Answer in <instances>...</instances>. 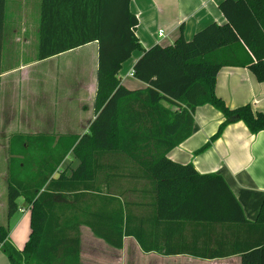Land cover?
Segmentation results:
<instances>
[{"label": "trees", "instance_id": "obj_1", "mask_svg": "<svg viewBox=\"0 0 264 264\" xmlns=\"http://www.w3.org/2000/svg\"><path fill=\"white\" fill-rule=\"evenodd\" d=\"M5 1L0 0V64ZM130 1L41 0L38 59L98 42L97 115L79 140L66 137L64 150L57 140L52 167L43 160L35 178L11 177L8 214L23 199L31 207V233L19 250L8 240L9 227L0 225V248L11 264H81L85 225L118 249L125 237H134L145 252L177 254L183 250L160 241L154 229L187 220L224 225L228 241L204 257L239 253L241 264H264V200L258 220L250 222L221 174H202L167 156L190 136L201 105L225 116L212 139L236 120L252 133L264 130V112L250 104L231 108L215 92L223 66L249 67L264 81V0H223L225 23L212 22L190 40L182 34L173 44L143 49L133 71L147 86L133 90L119 77L123 63L142 49ZM70 150L79 164L69 175L54 176ZM128 193L138 196L130 199Z\"/></svg>", "mask_w": 264, "mask_h": 264}, {"label": "crops", "instance_id": "obj_2", "mask_svg": "<svg viewBox=\"0 0 264 264\" xmlns=\"http://www.w3.org/2000/svg\"><path fill=\"white\" fill-rule=\"evenodd\" d=\"M12 1H15L12 7L19 6L16 0ZM222 1L131 0L130 10L138 18L136 35L142 49L135 50L123 63L119 72L122 84L132 90L146 88V83L132 75L143 49L155 44H173L182 34L190 40L198 30L212 22L225 23L226 17L220 9ZM5 6L0 64V208H4L8 217V240L22 250L31 233V207L20 199L18 210L9 216L8 182L11 177L28 179L31 166H38L35 161L40 158L37 151L41 149V143L38 142L48 138L51 141L57 134L61 135V130H89L97 115L98 42L40 60V17L38 24L31 25L28 15L6 14L7 0ZM160 30L164 36L159 35ZM80 49L87 50L79 63L67 57ZM62 57H65L64 73L80 69V78L73 84L67 78L59 79L62 75L54 61ZM125 63H128L126 68ZM215 92L231 108L250 104L254 111L264 112V81H259L249 67L223 66L217 74ZM224 120V114L214 106H198L192 133L169 150L167 156L181 164H193L199 173L221 174L240 202L247 220L256 222L264 200V130L252 133L243 121L236 120L212 139ZM52 141L44 151H57L56 141ZM223 227V224L206 225L187 220L161 223L154 229L160 241L183 250V253L162 255L143 251L134 237H131L134 239L132 247H125L129 238L125 237L123 247L115 248L82 225L81 251L87 228L94 235L87 236L91 249L86 257L88 264H127L134 260L133 255L126 254L131 251L137 252L138 258L142 255L150 257L154 264H241L239 253L216 258L203 256L228 241ZM97 246L112 255L99 254ZM83 260L81 254V264ZM0 264H11L1 248Z\"/></svg>", "mask_w": 264, "mask_h": 264}, {"label": "rangeland", "instance_id": "obj_3", "mask_svg": "<svg viewBox=\"0 0 264 264\" xmlns=\"http://www.w3.org/2000/svg\"><path fill=\"white\" fill-rule=\"evenodd\" d=\"M13 3H15V1L12 0H7V10H6V14L7 15H18V13L22 16L28 15L30 17V21H31V25L32 24H38L39 23V17H40V0H16V3L19 4V6L17 7H12ZM11 6V7H10ZM37 45V44H36ZM36 48V47H35ZM87 49H80L78 51H75L71 54H69L67 57H71V59L75 62V63H79L81 60H83L84 57V52ZM65 59V57H62L61 59H57L56 61H54V63L59 66L60 68V74L62 76L59 77V79L63 80L65 78H67L68 82L72 84L74 83L75 80L79 79L80 76H78V74L80 73V69L78 68H74V70L72 72H70L69 74L64 73L63 69H62V63L63 60ZM128 63H125L124 67L126 68ZM75 65V64H73ZM169 106V105H167ZM89 130H61V135L57 134L56 137L52 138V142H57V140L59 138H61V141L63 142V150L65 148V146L68 145V140H67V136L72 135L74 138H81L85 133H87ZM57 138V139H56ZM73 138V139H74ZM51 141L48 140L47 141H40L38 143H41V149L39 151H37V154L40 156V158H37L36 164L39 165L43 160H48L50 167H52L54 165L55 162H57L58 160V151L57 152H50V150H45L44 148L51 143ZM34 143V141H33ZM32 154L33 151H32ZM47 154V155H46ZM34 156V155H33ZM79 164V160L77 158H75L73 150H70L69 153L65 156V158L63 159L62 163L57 167L56 173H54V176H58L60 172L64 171L66 174H71V170L75 167H77V165ZM52 165V166H51ZM51 169V168H50ZM38 171V166H31V172L28 176V179H33L35 178V175ZM142 185H138V187H141ZM128 197L130 199H134L136 196H138V194H134V193H128L127 194ZM4 208H0V225H7V221H8V217L6 212H4L3 210ZM83 238H84V242L85 245L81 251V254L84 255V260H83V264H88L87 263V259L86 257L88 256V254H90V247L89 242H88V237L87 236H94L89 229H85V232L83 233ZM96 238V237H95ZM133 238L129 237L126 239V248H130L132 247V242H133ZM96 250L98 251L99 254H103V255H107V256H111L112 253L109 251H105V249L100 248V247H96ZM137 252H133L131 251V253L126 252L127 255L131 254L133 255V259H131V261H128L127 264H154L153 263V259H151L150 257H147L145 255H142V258H138L139 256H137L138 254H136ZM140 255V254H139ZM141 256V255H140ZM136 257V259H135Z\"/></svg>", "mask_w": 264, "mask_h": 264}, {"label": "built area", "instance_id": "obj_4", "mask_svg": "<svg viewBox=\"0 0 264 264\" xmlns=\"http://www.w3.org/2000/svg\"><path fill=\"white\" fill-rule=\"evenodd\" d=\"M159 35H160V36H164V32H163V30H160V31H159ZM132 75H134V71L132 72Z\"/></svg>", "mask_w": 264, "mask_h": 264}]
</instances>
